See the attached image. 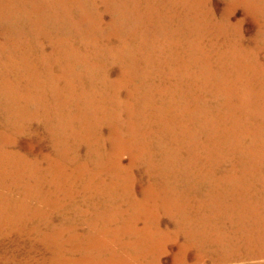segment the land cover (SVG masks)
<instances>
[{
  "label": "rangeland",
  "instance_id": "1",
  "mask_svg": "<svg viewBox=\"0 0 264 264\" xmlns=\"http://www.w3.org/2000/svg\"><path fill=\"white\" fill-rule=\"evenodd\" d=\"M256 4L0 0V264H264Z\"/></svg>",
  "mask_w": 264,
  "mask_h": 264
},
{
  "label": "bare ground",
  "instance_id": "2",
  "mask_svg": "<svg viewBox=\"0 0 264 264\" xmlns=\"http://www.w3.org/2000/svg\"><path fill=\"white\" fill-rule=\"evenodd\" d=\"M216 1V0H215ZM259 2H261V3H263L264 2V0H256V3L258 4ZM220 3V2H219ZM210 4V3H209ZM218 4V3H217ZM256 4V5H257ZM4 5V4H3ZM149 7V6H148ZM218 9V8H217ZM221 9V8H220ZM15 10V9H14ZM220 12V11H219ZM134 13V12H133ZM20 16V15H19ZM220 16V15H219ZM190 20V19H189ZM176 24V23H175ZM154 25V24H153ZM169 27V26H168ZM174 27V26H173ZM211 27V26H210ZM144 28V27H143ZM154 30V29H153ZM12 31V30H11ZM168 31V30H167ZM211 33V32H210ZM207 34V33H206ZM4 39V38H3ZM30 39V38H29ZM188 39V38H187ZM6 40V39H5ZM192 41V40H191ZM159 42V41H158ZM215 42V41H214ZM24 43V42H23ZM232 43V42H231ZM38 44V43H37ZM222 44H224V43H222ZM9 47H11V46H9ZM241 49V48H240ZM19 51V50H18ZM182 53V52H181ZM250 57V56H249ZM256 57V56H255ZM262 58H264V57H262ZM255 60V59H254ZM178 63V62H177ZM230 63H231V61H230ZM254 63V62H253ZM256 64V63H255ZM240 67V66H239ZM241 69V68H240ZM233 72V71H232ZM239 72V71H238ZM257 72V71H256ZM52 73V72H51ZM261 74V73H260ZM232 76V75H231ZM239 76V75H238ZM243 78V77H242ZM237 82V81H236ZM195 87V86H194ZM212 90V89H211ZM260 90V89H259ZM221 92V91H220ZM198 94V93H197ZM143 97V96H142ZM200 98H201V96H200ZM217 98V97H216ZM224 102V101H223ZM213 103V102H212ZM31 105V104H30ZM228 105V104H227ZM217 106V105H216ZM230 106V105H229ZM244 107V106H243ZM212 108V107H211ZM218 108V107H217ZM226 108V107H225ZM122 112V111H121ZM204 112V111H203ZM204 115V114H203ZM215 117V116H214ZM3 119V118H2ZM209 119V118H208ZM215 119V118H214ZM8 122V121H7ZM66 123V122H65ZM3 125V124H2ZM42 125V124H41ZM38 126V125H37ZM43 126V125H42ZM207 126V125H206ZM231 126V125H230ZM17 127V126H16ZM39 127V126H38ZM58 127V126H57ZM17 129V128H16ZM235 129V128H234ZM36 130V129H35ZM220 130V129H219ZM53 131V130H52ZM221 131V130H220ZM32 132V131H31ZM230 132V131H229ZM55 133V132H54ZM48 135V134H47ZM52 135V134H51ZM57 135V134H56ZM41 136V135H40ZM58 137V136H57ZM62 139V138H61ZM96 141V140H95ZM169 141V140H168ZM229 142V141H228ZM32 145V144H31ZM54 148V147H53ZM54 150H56V149H54ZM53 150V151H54ZM80 150V149H79ZM45 152V151H44ZM43 152V153H44ZM60 152V151H59ZM67 153V152H66ZM188 153V152H187ZM24 157V156H23ZM36 157V156H35ZM40 157V156H39ZM5 158V157H4ZM58 158V157H57ZM166 158V157H165ZM196 158V157H195ZM192 163V162H191ZM246 164V163H245ZM26 165V164H25ZM31 165V164H30ZM55 165H56V163H55ZM261 166H262V163H261ZM40 167V166H39ZM229 168V167H228ZM240 168V167H239ZM34 169V168H33ZM255 169H257V168H255ZM11 171V170H10ZM9 171V172H10ZM143 171V170H142ZM239 171V170H238ZM218 172V171H217ZM220 172V171H219ZM58 174V173H57ZM250 174V173H249ZM146 175V174H145ZM54 176V175H53ZM258 176V175H257ZM262 179V178H261ZM93 183V182H92ZM59 184V183H58ZM42 190V189H41ZM44 190V189H43ZM58 190V189H57ZM3 191V190H2ZM4 194V193H3ZM222 195V194H221ZM5 196V195H4ZM11 197V196H10ZM113 198V197H112ZM179 197H175V198H173V200H174V202L176 203L179 199H178ZM188 198V197H187ZM37 202V201H36ZM34 204H36V203H34ZM178 204H181V202L179 201L178 202ZM264 206V205H263ZM94 207V206H93ZM79 209V208H78ZM95 209V208H94ZM32 210V209H31ZM209 211V210H208ZM37 213V212H36ZM253 213V212H252ZM262 213V212H261ZM44 214V213H43ZM229 214V213H228ZM46 215V214H45ZM98 215V214H97ZM234 215V214H233ZM253 215V214H252ZM84 216V215H83ZM257 216V215H256ZM55 217V216H54ZM99 217V216H98ZM262 217V216H261ZM121 218V217H120ZM200 219V218H199ZM211 219V218H210ZM254 219V218H253ZM251 220V219H250ZM21 223V222H20ZM196 223V222H195ZM59 224V223H58ZM116 224V223H115ZM162 224V223H161ZM193 224V223H192ZM217 225H219V224H217ZM227 225H229V224H227ZM58 228H54L55 230H53V231H45V232H43V234H42V236H41V238H39L41 241H42V243L44 244V245H47V246H50V247H53L54 249H55V247H54V242H60V241H64L65 239H63L64 238V235H63V233H64V230H63V228L62 227H60L59 225H56ZM193 226V225H192ZM203 226V225H202ZM222 226H223V224H222ZM249 226V225H248ZM213 227V226H212ZM198 228V227H197ZM206 228V227H205ZM194 229V228H193ZM224 229V228H223ZM252 229V228H251ZM66 230V229H65ZM19 231V230H18ZM202 231V230H201ZM257 232V231H256ZM15 233V232H14ZM128 233V232H127ZM211 234V233H210ZM236 234V233H235ZM247 234V233H246ZM38 235V234H37ZM178 235V234H177ZM250 235V234H249ZM15 236V235H14ZM13 236V237H14ZM24 236V235H23ZM66 236V235H65ZM80 236V233H72L71 234V237L72 238H78ZM134 236H136V235H134ZM199 236V235H198ZM254 236V235H253ZM12 237V236H11ZM19 237H22V235H21V233L19 232ZM209 237V236H208ZM241 237H242V235H241ZM240 237V238H241ZM29 239V238H28ZM15 240V239H14ZM13 240V241H14ZM34 240V239H33ZM186 240V239H185ZM184 240V241H185ZM245 240V239H244ZM24 241V240H23ZM193 241V240H192ZM219 241V240H218ZM10 242V241H9ZM18 242V241H17ZM205 242V241H204ZM227 242H229V241H227ZM25 243V242H24ZM220 243V242H219ZM27 244H29V243H27ZM31 244V243H30ZM59 244V243H58ZM233 244V243H232ZM242 244V243H241ZM6 245V244H5ZM12 245V244H11ZM10 245V246H11ZM37 245V244H36ZM39 245V244H38ZM8 246V245H7ZM6 246V247H7ZM22 246V245H21ZM35 246V245H34ZM180 246V245H179ZM185 246V245H184ZM230 246V245H229ZM207 247V246H206ZM10 248V247H9ZM18 248V247H17ZM28 248V247H27ZM104 248V247H103ZM170 248V247H169ZM221 248V247H220ZM25 249V248H24ZM110 249V248H109ZM175 249H177L176 247H175ZM228 249V248H227ZM1 250V249H0ZM36 250V249H35ZM45 250V249H44ZM66 251V249H62V248H57L56 247V249L54 250V252H53V255H50V256H48L51 260L52 259H55V261H56V257L54 256L55 254H56V256L58 255V254H62L63 255V257H62V262H64V264H91V262H94V261H90L88 258H86V257H74V256H70V255H67V253H63V251ZM179 250V249H178ZM216 249H214V251H215ZM229 250V249H228ZM232 250V249H231ZM10 251V250H9ZM13 251V250H12ZM11 251V252H12ZM123 251V250H122ZM204 251V250H203ZM225 251V250H224ZM81 252V251H80ZM97 252V251H96ZM117 252V251H116ZM33 253V252H32ZM146 253V252H145ZM10 254V253H9ZM8 254V255H9ZM26 254V253H25ZM73 254V253H72ZM75 254V253H74ZM113 254V253H112ZM205 254V253H204ZM211 254V253H210ZM217 254V253H216ZM257 254V253H256ZM2 255V254H1ZM111 255V254H110ZM142 255V254H141ZM220 255V254H219ZM239 255V254H238ZM134 256V255H133ZM203 256V255H202ZM8 257V256H7ZM42 257V256H41ZM44 257V256H43ZM42 257V258H43ZM109 257V256H108ZM122 257V256H121ZM230 257V256H229ZM1 258V257H0ZM60 258H61V256H60ZM110 258V257H109ZM211 258V257H210ZM213 258V257H212ZM16 259V258H15ZM14 259V260H15ZM21 259V258H20ZM24 259V258H23ZM39 259V258H38ZM134 259V258H133ZM30 260V259H29ZM199 260V259H198ZM211 260V259H210ZM2 261H4L3 259H2ZM27 261V260H26ZM96 261V260H95ZM108 260H106V259H104L103 261H102V264H108V262H107ZM141 261V260H140ZM22 262V261H21ZM159 262V261H158ZM196 262H197V260H196ZM227 262V261H226ZM20 263V262H19ZM45 263V262H44ZM219 263V262H218ZM190 264V263H189ZM193 264V263H192Z\"/></svg>",
  "mask_w": 264,
  "mask_h": 264
}]
</instances>
